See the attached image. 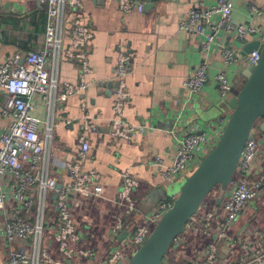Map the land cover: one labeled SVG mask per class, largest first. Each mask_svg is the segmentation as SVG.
Here are the masks:
<instances>
[{"label": "built area", "instance_id": "built-area-1", "mask_svg": "<svg viewBox=\"0 0 264 264\" xmlns=\"http://www.w3.org/2000/svg\"><path fill=\"white\" fill-rule=\"evenodd\" d=\"M3 1L6 0L0 3ZM35 1L46 7L41 47L0 63V89L6 95L1 114L11 118L10 125L0 133V264H127L170 208L173 198L140 215L134 197L139 182L125 170L120 174L115 199L117 214L107 233L95 236L92 228L78 222L75 212L84 209L85 203L98 200L103 192L100 174L82 168L90 148L85 133L95 131L96 127L85 119L75 159L57 161L51 155L56 127L53 112L58 102L81 93L89 85L84 77L90 73L88 53L93 34L81 19L83 0ZM116 5L124 15L143 11L140 0H116ZM232 11V0H217L209 8L192 6L179 20V29L189 38L203 35L204 52L219 33L242 42L253 39L262 43L264 29L234 24ZM251 15L261 18L264 12L252 7ZM220 53L225 70L232 65L249 70L258 60L255 50L243 56L237 49L223 47ZM62 59L77 64L80 81L77 86L65 84L59 90L57 69ZM128 62L126 54H119L113 118L108 126L112 138L126 141L149 130L128 125L123 119L129 97L125 91ZM207 78V67L200 64L183 82V87L196 95ZM214 81L219 97L225 99L233 88L226 71H219ZM35 95H40L47 107L41 134L39 119L31 115ZM58 119L69 123L62 117ZM226 121H221L218 129L208 136L196 125L178 134L169 132L175 140V157L168 166L159 157L154 163L164 183L176 182L193 172L216 144ZM263 151L264 133L253 127L228 188L202 204L170 247L172 264H264V213L251 210V203H264ZM53 166L66 170L69 177L66 183L59 182ZM240 219L242 222H238ZM127 229L130 232H125ZM121 235L124 237L119 239ZM183 247H187L188 254L175 263ZM224 248L228 250L223 252Z\"/></svg>", "mask_w": 264, "mask_h": 264}, {"label": "crops", "instance_id": "crops-1", "mask_svg": "<svg viewBox=\"0 0 264 264\" xmlns=\"http://www.w3.org/2000/svg\"><path fill=\"white\" fill-rule=\"evenodd\" d=\"M140 1L143 3L141 14L124 15L117 10L116 0H83L85 9L81 19L93 34L88 53L90 73L84 77L89 85L81 93L58 102L53 112L56 127L51 155L57 161L75 159L85 119L96 127L95 131L85 133L90 148L82 168L100 174L103 192L98 200L85 203L84 209L75 212L78 222L92 228L95 236L106 234L117 214L115 199L123 171L128 170L139 182L134 197L140 215H143L155 207L150 206L154 192L163 189L165 184L161 171L154 165L155 159L161 158L164 166H168L175 157V140L169 132L178 134L190 125H196L208 136L218 129L221 121H226L229 110H215L221 98L214 76L224 70L232 81L244 69L238 65L223 69L220 50L232 47L242 53L244 47L254 41L242 42L219 33L210 49L204 52L201 46L205 37L189 38L179 29L178 23L192 6L209 8L217 0H160L146 11L145 0ZM232 4L234 24L264 29V15L261 18L251 15L252 7L264 12V0H232ZM45 19V5L35 0L1 2L0 63L15 54L24 55L39 49ZM121 53L129 57L125 77V91L129 97L123 119L128 125L149 128L129 141L108 134L116 89L97 86L100 82H117L115 65ZM200 64L206 65L208 78L198 94L192 95L184 89L183 82ZM57 81L59 90L65 84L77 86L80 81L77 64L62 59L57 69ZM5 101L6 95L0 89V133L11 123V118L1 114ZM31 103V115L39 119L41 134L47 107L40 95H35ZM51 169L58 175L60 183L69 180L66 170L59 166Z\"/></svg>", "mask_w": 264, "mask_h": 264}, {"label": "water", "instance_id": "water-1", "mask_svg": "<svg viewBox=\"0 0 264 264\" xmlns=\"http://www.w3.org/2000/svg\"><path fill=\"white\" fill-rule=\"evenodd\" d=\"M157 1L160 0H145V11L151 9ZM254 50L258 52L257 64L232 79L233 88L230 94L215 107L216 111L226 108L230 112L219 139L201 159L197 168L181 183L178 194L172 197L170 208L127 264H169L167 253L173 242L184 233L190 218L199 211L214 189L218 188L222 192L231 183L253 126L258 123V129L264 133V41L248 43L241 55ZM238 76L243 78V83L236 91L235 83L240 84ZM97 86L116 89L117 82H100ZM59 187L60 185L57 188ZM157 192H161V189ZM166 199L167 196H164L159 202ZM216 202L219 204L220 199ZM123 237L121 235L119 239ZM227 250L224 248L223 252Z\"/></svg>", "mask_w": 264, "mask_h": 264}, {"label": "rangeland", "instance_id": "rangeland-1", "mask_svg": "<svg viewBox=\"0 0 264 264\" xmlns=\"http://www.w3.org/2000/svg\"><path fill=\"white\" fill-rule=\"evenodd\" d=\"M238 81H239V83L240 84H237V83H235V90L237 91L238 89H239V85H241L242 83H243V78L241 77V76H238V79H237ZM230 94V93H229ZM254 128L255 127H258V123H256L254 126H253ZM53 154V153H52ZM53 156V155H52ZM192 173V172H191ZM190 173V174H191ZM189 174V175H190ZM188 175V176H189ZM187 176V177H188ZM187 177H184V178H182L181 180H178V181H176V182H173V183H165V184H163V189H161V192H157V190H156V192H154V195H153V201L151 202V204H150V206H154V205H156V203L157 202H159V200L160 199H162L164 196H167V197H169V198H171V197H174V196H176L177 194H178V192H179V190H180V186H181V183L187 178ZM227 188H228V186H227ZM226 188V189H227ZM218 193H221V191H220V189H214L212 192H211V194H210V198H208V200H210V199H212V197H215ZM263 200H264V198H263ZM251 207H252V211H254L255 213H258V214H263L264 213V203H262V204H258V203H255V202H253V203H251ZM55 215V214H54ZM242 220L243 219H240V221H238V222H242ZM262 221H263V219H261V220H258L257 222H258V224H260V223H262ZM130 230L131 229H129V231H128V229L127 230H125V232H130ZM183 238V237H182ZM181 238V239H182ZM188 250H187V247H183L182 248V250L180 251V253H178V255H177V258L176 259H174V262L175 263H178V262H180L182 259L180 258V257H185L187 254H188V252H187ZM172 257H173V255L172 254H170L169 253V258H171L172 259Z\"/></svg>", "mask_w": 264, "mask_h": 264}, {"label": "trees", "instance_id": "trees-1", "mask_svg": "<svg viewBox=\"0 0 264 264\" xmlns=\"http://www.w3.org/2000/svg\"><path fill=\"white\" fill-rule=\"evenodd\" d=\"M217 189H218V188H217ZM209 196H210V195H209ZM209 196L205 199L204 202L208 201V198H210ZM210 200H211V199H210ZM167 259H168L169 264H172V259L169 258V253H167Z\"/></svg>", "mask_w": 264, "mask_h": 264}]
</instances>
